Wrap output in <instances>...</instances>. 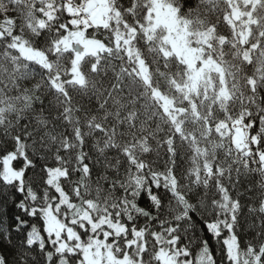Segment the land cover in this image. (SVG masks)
Segmentation results:
<instances>
[{
    "label": "trees",
    "instance_id": "obj_1",
    "mask_svg": "<svg viewBox=\"0 0 264 264\" xmlns=\"http://www.w3.org/2000/svg\"><path fill=\"white\" fill-rule=\"evenodd\" d=\"M66 1L0 0V31L4 8L12 20L11 35L0 38L3 264H59L42 214L58 204L49 184L54 170L66 173L59 182L72 204L94 203L127 229L120 237L123 250L127 241L134 244L136 233L153 243V235L170 233L175 243L165 248L174 244L193 264L203 256L208 264H230L224 241L231 226L240 257L264 264V0H251L256 5L247 8L254 23L244 45L228 22V0H163L188 25L193 41L211 32L222 58L224 81L205 75L197 94L189 88L192 71L166 55V29L150 30L151 0H110L123 26L136 31L132 46L149 70V84L138 77L134 60L113 46L120 35L115 24L83 33L105 43L106 50L82 58L84 84H75L72 68L83 49H56L75 30ZM47 4L54 5L55 16L42 28ZM12 39L44 54L49 68L24 59ZM153 92L173 102L176 120ZM238 121L248 127L250 139L257 138L252 153L234 147L232 127ZM223 124L231 131L227 135L218 131ZM18 151L23 155L13 167L24 171L22 189L3 176V159ZM63 212L67 209H61V220ZM210 225H218L221 234ZM147 244L143 253L136 246L127 254L152 264L157 247Z\"/></svg>",
    "mask_w": 264,
    "mask_h": 264
},
{
    "label": "rangeland",
    "instance_id": "obj_2",
    "mask_svg": "<svg viewBox=\"0 0 264 264\" xmlns=\"http://www.w3.org/2000/svg\"><path fill=\"white\" fill-rule=\"evenodd\" d=\"M228 1L232 6L228 22L236 35L237 33L242 35L241 41L238 39L237 41L239 44L244 45L249 37L251 24L254 23L252 15L247 8L256 4L252 3L251 0H241V2L238 0ZM52 4L45 6V20L40 24L42 28L49 27L54 19L55 9ZM29 5L34 7L35 3L29 2ZM65 6L68 14L74 17L71 24L75 30L68 39L60 41L56 49L74 51L77 46H80L84 50V53L76 56L73 64L72 75L75 84H84L83 76L79 70L82 58L87 55L96 56L106 50L105 43L95 39H88L83 33L89 29L109 28L112 24H115L120 31V35L116 37L115 45L113 44V46H115V49L122 48L124 53L128 55L127 57L134 60L138 68V77L145 84H149V70L132 46L136 31L123 26L119 13L110 6V0H85L80 6L75 5L74 0H68ZM3 18L0 38L11 35L12 20L7 8L3 9ZM148 22L151 31L159 27L166 29V43L170 47L166 55L175 56L192 71V81L189 88L194 94H197L205 75H217L224 81L225 75L221 68L222 58L218 49L212 44L211 32L203 34L193 41L188 32V25L178 17L174 8L164 5L163 0H151ZM77 28L83 30V32L78 31ZM11 44L20 52L24 59L49 68L44 54L29 49L17 39H12ZM213 53L216 54L214 55L215 58H213ZM244 57L249 60V56L245 53ZM189 88L188 91H190ZM153 95L154 99L162 104L166 115L173 121L176 120L177 113L173 107V102L159 92H153ZM218 131L222 135H227L231 132L225 124L220 125ZM248 132L249 129L243 121H238L233 125V144L238 151L253 152L252 145L257 144V138L250 139ZM18 154L23 155V151H18V153L11 154L3 159V176L7 183L17 184L22 189L24 171L16 170L13 167V162ZM261 160L264 162L263 156H261ZM65 175L66 173L61 170L50 172L49 184L57 191L59 200L57 205L50 204L42 211L46 234L50 238L51 246H55V250L60 256L59 264H72L71 258L76 264H145L142 262V255L136 256V260H132L127 251L130 249L133 251L137 246L138 252L143 253L147 249V242L149 241L151 244L156 243L157 247L152 264H156V261L158 264H193L191 260H186L187 254L183 250L177 249L174 244V247L169 245L172 250L165 248L170 243L169 241L175 243L174 234L171 235L170 233L153 235L154 243L147 234L136 233L133 236V238H136L134 244L131 243L132 240L127 241V247L129 248L123 250L126 242H121L120 237L122 235L125 236L127 229L113 223L102 212H99V208L94 203L72 204L59 182V179L65 177ZM62 208L67 209V212H63V220L60 219ZM210 229L216 235L221 234L218 225H210ZM227 229L230 231V235L227 236L224 242L230 264H255L251 260L240 257L237 239L232 232L231 226H227ZM39 236L41 237V235ZM137 260L138 262H136ZM208 261L203 256L196 264H208ZM257 262L258 259L256 258V264ZM0 264H3L1 256Z\"/></svg>",
    "mask_w": 264,
    "mask_h": 264
},
{
    "label": "water",
    "instance_id": "obj_3",
    "mask_svg": "<svg viewBox=\"0 0 264 264\" xmlns=\"http://www.w3.org/2000/svg\"><path fill=\"white\" fill-rule=\"evenodd\" d=\"M82 51H84V50H82Z\"/></svg>",
    "mask_w": 264,
    "mask_h": 264
}]
</instances>
